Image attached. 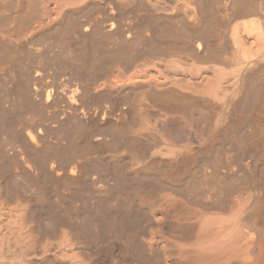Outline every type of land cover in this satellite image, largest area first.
I'll list each match as a JSON object with an SVG mask.
<instances>
[{
    "label": "bare ground",
    "instance_id": "1",
    "mask_svg": "<svg viewBox=\"0 0 264 264\" xmlns=\"http://www.w3.org/2000/svg\"><path fill=\"white\" fill-rule=\"evenodd\" d=\"M0 264H264V0H0Z\"/></svg>",
    "mask_w": 264,
    "mask_h": 264
},
{
    "label": "rangeland",
    "instance_id": "2",
    "mask_svg": "<svg viewBox=\"0 0 264 264\" xmlns=\"http://www.w3.org/2000/svg\"><path fill=\"white\" fill-rule=\"evenodd\" d=\"M51 74H53V73H51ZM51 74H49V75H47L46 77H45V75H42V76H44L45 77V79L43 78V83L44 84H46V82H47V85H49L50 83H52V81H50V80H53V82L54 81H56V78H62V77H64V78H62L61 79V82H65V80L67 79V77L66 76H64V75H60V77L58 76V75H55V74H53V77H52V75ZM50 76V77H49ZM65 77H66V79H65ZM59 79V80H60ZM46 80V81H45ZM50 81V82H49ZM58 82V81H57ZM46 85V86H47Z\"/></svg>",
    "mask_w": 264,
    "mask_h": 264
}]
</instances>
